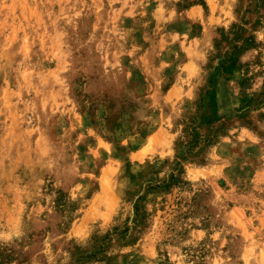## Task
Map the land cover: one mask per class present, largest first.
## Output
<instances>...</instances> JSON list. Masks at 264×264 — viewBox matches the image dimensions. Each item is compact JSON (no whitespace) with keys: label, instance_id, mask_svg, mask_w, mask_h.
Returning a JSON list of instances; mask_svg holds the SVG:
<instances>
[{"label":"rangeland","instance_id":"1","mask_svg":"<svg viewBox=\"0 0 264 264\" xmlns=\"http://www.w3.org/2000/svg\"><path fill=\"white\" fill-rule=\"evenodd\" d=\"M0 264H264V0H0Z\"/></svg>","mask_w":264,"mask_h":264}]
</instances>
